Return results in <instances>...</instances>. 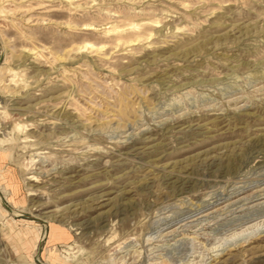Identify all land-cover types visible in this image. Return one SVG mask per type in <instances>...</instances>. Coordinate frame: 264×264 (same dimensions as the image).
<instances>
[{
    "label": "rangeland",
    "instance_id": "rangeland-1",
    "mask_svg": "<svg viewBox=\"0 0 264 264\" xmlns=\"http://www.w3.org/2000/svg\"><path fill=\"white\" fill-rule=\"evenodd\" d=\"M0 264H264V0H0Z\"/></svg>",
    "mask_w": 264,
    "mask_h": 264
}]
</instances>
